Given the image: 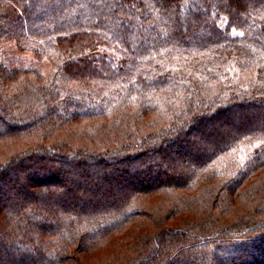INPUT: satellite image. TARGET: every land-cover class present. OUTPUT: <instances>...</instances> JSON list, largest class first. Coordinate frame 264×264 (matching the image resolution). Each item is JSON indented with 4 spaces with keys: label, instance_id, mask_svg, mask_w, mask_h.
I'll return each instance as SVG.
<instances>
[{
    "label": "trees",
    "instance_id": "16d2710c",
    "mask_svg": "<svg viewBox=\"0 0 264 264\" xmlns=\"http://www.w3.org/2000/svg\"><path fill=\"white\" fill-rule=\"evenodd\" d=\"M0 264H264V0H0Z\"/></svg>",
    "mask_w": 264,
    "mask_h": 264
},
{
    "label": "rangeland",
    "instance_id": "374dc122",
    "mask_svg": "<svg viewBox=\"0 0 264 264\" xmlns=\"http://www.w3.org/2000/svg\"><path fill=\"white\" fill-rule=\"evenodd\" d=\"M10 49H11V47H6L5 52L10 50ZM2 56L8 57L7 59H3V60H5L8 64H12L13 66H18L19 64H22L25 61V59H22L23 56L19 55V54H14V55H12V57H11V53L10 54H3ZM29 58L30 59H29L27 64L33 65V66L37 67L38 69H40L41 71H44V74L46 76H48L50 74L52 67H51V63L49 62V60H46L44 58L37 59V58H33L31 56ZM131 224H133V223H131ZM131 224H129V225H131ZM108 246H109V242L103 241L102 245H100L98 248L93 250L92 253H89L90 255H88V256L90 257V261L95 260L97 257L96 254H98L99 252H101V251L107 252L106 249L108 248ZM91 255H95V256H91ZM111 260H114V259H110L109 261H111Z\"/></svg>",
    "mask_w": 264,
    "mask_h": 264
}]
</instances>
